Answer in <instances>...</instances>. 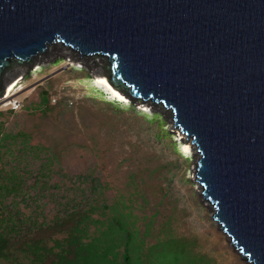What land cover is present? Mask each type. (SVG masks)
Returning a JSON list of instances; mask_svg holds the SVG:
<instances>
[{"label":"water","instance_id":"95a60500","mask_svg":"<svg viewBox=\"0 0 264 264\" xmlns=\"http://www.w3.org/2000/svg\"><path fill=\"white\" fill-rule=\"evenodd\" d=\"M53 43L172 113L213 220L264 264V0H0V80Z\"/></svg>","mask_w":264,"mask_h":264},{"label":"rangeland","instance_id":"374dc122","mask_svg":"<svg viewBox=\"0 0 264 264\" xmlns=\"http://www.w3.org/2000/svg\"><path fill=\"white\" fill-rule=\"evenodd\" d=\"M74 56L55 43L2 74L1 85L19 81L10 97L8 91L0 96V128L21 132L31 146L43 148L27 154L29 169L4 157L3 164L19 166L25 181L21 193L5 196L4 203L50 222L67 203L102 206L133 197L146 213L156 214L155 233L167 227L211 264H248L213 220L194 178L197 157L185 152L168 111L126 93L118 97L124 102L107 96L91 67L105 57L72 62ZM14 146L23 147L21 139Z\"/></svg>","mask_w":264,"mask_h":264},{"label":"trees","instance_id":"16d2710c","mask_svg":"<svg viewBox=\"0 0 264 264\" xmlns=\"http://www.w3.org/2000/svg\"><path fill=\"white\" fill-rule=\"evenodd\" d=\"M18 139L23 143L19 149L14 146ZM41 151L23 133L0 128L1 264H211L194 251L190 240L176 237L167 227L155 233L156 214L146 213L133 197L102 206L67 203L50 222L25 215L15 204L6 205L4 197L18 196L25 181L19 166L7 168L4 157L29 169L27 154Z\"/></svg>","mask_w":264,"mask_h":264},{"label":"bare ground","instance_id":"6f19581e","mask_svg":"<svg viewBox=\"0 0 264 264\" xmlns=\"http://www.w3.org/2000/svg\"><path fill=\"white\" fill-rule=\"evenodd\" d=\"M51 45H54V43L53 44H51ZM51 45H49L48 46V48H47V50L49 49V47L51 46ZM74 52V57H72L71 58V61L72 62H74V60H79V59H82V58H84V57H86V58H92V57H94V56H86V55H84V56H81V54L79 53V52H75V51H73ZM63 53V52H62ZM41 55V54H40ZM96 56V55H95ZM99 57H102V56H99ZM70 60V59H69ZM105 60V59H104ZM77 62H79V61H77ZM80 63V62H79ZM107 63V61L105 60V63H104V61H103V63H100V62H94L93 64H92V68L94 69V72L96 73L95 75V80H96V82H97V84H98V86H103V88H104V90L105 91H108V93H110V95H115V97L114 98H118V97H120V98H124L125 97V95H123V94H125L126 92L128 93V89L127 88H121L120 90H122V91H120V90H118L116 87H113L112 86V84L110 83V81L108 80V78H107V74H106V72H108V70H107V68H106V65L104 66V64H106ZM16 79V80H15ZM19 81V79H17V77L16 78H14L10 83H9V85H6V93H7V91H8V94H7V98L8 97H10V95L12 94V91H13V89H14V87L16 86V83ZM119 91V92H118ZM123 93V94H122ZM117 95V96H116ZM142 101H145V100H142ZM147 102H150V101H147ZM165 110H167L166 108H165ZM171 122H172V124L174 123V120H173V118H172V113H171ZM181 136H182V132L181 133H179ZM182 138L184 139V150H185V152L187 153V154H192V153H194V156H195V146L191 143V141L190 140H187L186 139V135H184L183 134V136H182ZM194 178H196V176H195V172H194Z\"/></svg>","mask_w":264,"mask_h":264}]
</instances>
